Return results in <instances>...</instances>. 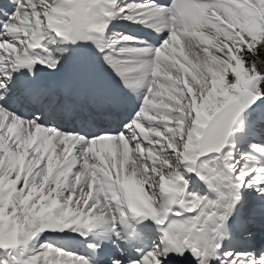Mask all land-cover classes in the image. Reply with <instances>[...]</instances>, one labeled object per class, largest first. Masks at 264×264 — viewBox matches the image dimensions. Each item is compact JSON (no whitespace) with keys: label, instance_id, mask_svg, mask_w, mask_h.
I'll return each instance as SVG.
<instances>
[{"label":"snow or ice","instance_id":"6c2138e0","mask_svg":"<svg viewBox=\"0 0 264 264\" xmlns=\"http://www.w3.org/2000/svg\"><path fill=\"white\" fill-rule=\"evenodd\" d=\"M0 264H264V0H0Z\"/></svg>","mask_w":264,"mask_h":264}]
</instances>
